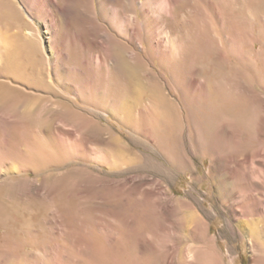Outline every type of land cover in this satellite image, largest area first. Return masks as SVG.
<instances>
[{
    "label": "rangeland",
    "instance_id": "374dc122",
    "mask_svg": "<svg viewBox=\"0 0 264 264\" xmlns=\"http://www.w3.org/2000/svg\"><path fill=\"white\" fill-rule=\"evenodd\" d=\"M216 1L152 20L118 0L117 26L95 4L111 45L0 60V264H207L203 221L224 264L257 263L264 0ZM0 31L29 34L19 15Z\"/></svg>",
    "mask_w": 264,
    "mask_h": 264
},
{
    "label": "bare ground",
    "instance_id": "6f19581e",
    "mask_svg": "<svg viewBox=\"0 0 264 264\" xmlns=\"http://www.w3.org/2000/svg\"><path fill=\"white\" fill-rule=\"evenodd\" d=\"M117 1L118 0H0V15H9L12 17L14 15H19L23 17V19L27 21L29 30V34H24L22 31H0V45H5L3 53L0 54V60H3V64L7 65L8 69L10 68L16 71L22 67V62L20 63L21 50L19 49V45H23L22 47H24V45H89L98 42L111 45L112 42L110 39L119 35V27L107 29L110 30L107 31L110 35L107 36L110 37V39L107 40L106 34L105 37L103 34H100L103 25L98 24L95 15L90 16V14H93V11L96 9L93 7L97 4L100 8L101 15L108 23L112 21L117 26L120 20L116 8ZM180 1L181 0H145L141 8L143 12L146 13L147 17L152 18V20L160 19L162 16L176 18L181 9L179 4ZM224 1L225 0H217L215 4L216 9H219ZM87 32L94 35V39L90 42H87L83 38V35ZM100 37H104L106 40L103 41L101 39L99 41ZM137 99L134 98V101L136 100L137 102ZM133 103L132 100H125L121 106L124 110H131L134 105ZM200 227L204 229L208 236V246L206 250L207 264H224L216 236L211 234V222L203 221ZM252 243L255 252L257 251L255 255L256 264H264V241L256 242L252 239Z\"/></svg>",
    "mask_w": 264,
    "mask_h": 264
}]
</instances>
